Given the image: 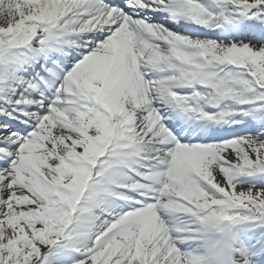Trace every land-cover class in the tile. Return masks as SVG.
<instances>
[{"label":"snow or ice","instance_id":"snow-or-ice-1","mask_svg":"<svg viewBox=\"0 0 264 264\" xmlns=\"http://www.w3.org/2000/svg\"><path fill=\"white\" fill-rule=\"evenodd\" d=\"M0 264H264V0H0Z\"/></svg>","mask_w":264,"mask_h":264}]
</instances>
